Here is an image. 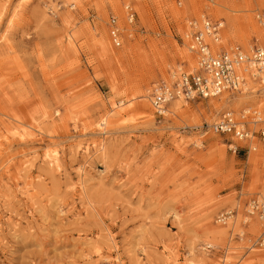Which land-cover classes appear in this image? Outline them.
Here are the masks:
<instances>
[{"label":"rangeland","instance_id":"1","mask_svg":"<svg viewBox=\"0 0 264 264\" xmlns=\"http://www.w3.org/2000/svg\"><path fill=\"white\" fill-rule=\"evenodd\" d=\"M110 1L0 0V264H104L97 249L112 264H264V250L248 249L260 223L252 232L245 222L247 202L264 193V143L234 153L230 137L200 135L227 110L264 114V96L218 112L207 107L211 98L182 101L185 113L165 117L143 96L174 70L188 71L179 55L187 47L183 32L199 30L204 18L221 24L217 50L248 51L264 41L256 20L264 0H118V10ZM127 4L132 23L124 19ZM110 15L119 21L118 48L108 39ZM249 19L259 32L247 27ZM99 30L112 53L132 52L104 54ZM106 113L113 133L93 132ZM28 125H39L44 139L23 142L4 127ZM47 142L59 152L60 171L42 161ZM98 142L103 148L94 152ZM229 211L237 217L233 229L228 219L218 222ZM207 227L225 235L205 239Z\"/></svg>","mask_w":264,"mask_h":264},{"label":"built area","instance_id":"2","mask_svg":"<svg viewBox=\"0 0 264 264\" xmlns=\"http://www.w3.org/2000/svg\"><path fill=\"white\" fill-rule=\"evenodd\" d=\"M125 20L132 23L135 11L127 4ZM259 23L264 28V16L261 15ZM107 23L108 36L113 47H120L121 32L117 28L118 20L110 15ZM202 30L208 35L207 38L200 30L190 32V50L197 58V67L194 71H182L180 68L174 70L170 82H159L151 90V106L157 117H163L165 104L175 98H183L191 101L195 99H206L228 93L234 95L241 93L246 87L248 79L264 84V41L254 45L248 52H243L239 46L227 50H216L215 45L220 42L219 22L212 23L204 18ZM193 26L192 22L190 23ZM210 42L212 45H210ZM256 95H263L260 90ZM230 137V149L236 151L246 150L247 153L256 150V143H264V114L257 108L247 107L239 112L225 111L210 125L202 131L207 133ZM234 141H245L243 146L235 145ZM246 216H254L260 223L261 233L257 237L254 246L264 247V199L263 195H255L246 205ZM230 212V213H229ZM218 217V222L226 223L233 216L229 211ZM246 222V221H245ZM262 244V245H261ZM209 247V246H207ZM210 248V247H209Z\"/></svg>","mask_w":264,"mask_h":264},{"label":"bare ground","instance_id":"3","mask_svg":"<svg viewBox=\"0 0 264 264\" xmlns=\"http://www.w3.org/2000/svg\"><path fill=\"white\" fill-rule=\"evenodd\" d=\"M220 0L216 1V4H218V6H221L223 4H221L219 2ZM110 7L113 10H118L119 9V2L118 0H112L110 1ZM211 7L214 8L215 10H218L217 6L215 5V3L211 4ZM133 11H135L133 9ZM105 10L100 13L101 16H103L105 14ZM123 14H124V19H125V15H126V10L123 9ZM184 14L183 11H175L174 15L175 17H181ZM262 15V14H261ZM115 18L118 20V17L116 15H114ZM257 22H259V19L261 18L260 15H257ZM109 18H107V22L108 23ZM202 23V22H201ZM255 22L252 19H249L247 27L254 33L259 32L258 27L254 24ZM232 24V23H231ZM195 25V24H194ZM117 28L119 29V21L117 23ZM127 30H129V27H126ZM188 27H187V31L185 29V31L183 32V39H185L184 41V46H186L187 43V47L183 48L180 52L179 55L181 58H183V61H188L190 64V68L188 69V71H194L197 67V58L196 56L194 57V53L190 50L191 47V40H190V36L189 33L190 31H188ZM199 30L201 31V33L204 35L205 38L208 37V35L206 34V32L204 30H202V24L199 28ZM100 31V30H99ZM97 35L99 37H97L96 40V45L102 50V52L106 55L109 56H113V55H117L119 58L121 57H125L128 54H130L132 52L133 47H129V48H125L122 52L116 54V53H112V49L109 47L108 41L106 40V36L101 33H97ZM4 37V36H3ZM109 42L111 43V39L108 36ZM68 40L70 42L74 41V38L72 35L68 36ZM207 40H209V38H207ZM220 43V42H219ZM210 45H212V43L210 42ZM113 47V46H112ZM114 48V47H113ZM118 48V47H116ZM231 49V48H229ZM229 49H226L227 51ZM217 50V49H216ZM221 50V49H220ZM243 52H248L245 51L243 49H241ZM179 69V68H178ZM171 73H170V80H171ZM169 80V82H170ZM164 83H166L167 81H162ZM258 90H260V93H263L262 96H264V84H258L256 81L252 80V79H248L247 83H246V87H244L243 91L241 93H238L237 96H233V97H229V94H221L220 97H214L208 100L207 102V107H209V109L211 111H215L218 112L219 110L223 109V108H231V107H236L237 105L245 102V100L251 96V94L256 93ZM151 90L147 91L143 96L147 99V101H149V103L151 102ZM219 97V98H218ZM183 102H188V100H185L181 97L179 98H175L173 100L168 101L165 106H164V111H162L163 117H165V115H167L168 113H172V114H177V115H182L183 113H185L187 110L183 109L184 104H182ZM143 106L147 107L148 104L144 103ZM111 112V111H110ZM117 114H121L119 111H116ZM112 120L109 117L108 113L104 114L96 123H95V128L92 130L93 132H96L100 135H111L114 131V128L111 125ZM6 129V132L10 135L13 136H17L20 138L21 141L23 142H27V141H31V142H40L42 141L43 138V130L39 125H28V129L27 128H21L20 126H13L11 128H7L6 126H4ZM80 134L81 136H84L86 134V131L82 130L77 132V134ZM78 134V135H79ZM205 133H201L200 135H204ZM7 137V136H6ZM95 142V141H94ZM238 144H244L245 141H237ZM76 146L78 148H80L79 146V141L76 142ZM103 148V144L101 142L95 143L94 144V152L96 151H101V149ZM81 150V154L83 155L84 159L83 162L79 163V166L77 168V174L78 177L80 179H82L83 175H84V171L86 169V165L88 164V158L90 156V149L85 146ZM35 153V151H33ZM76 153H79L78 151ZM259 154H263V158H264V149L259 153ZM259 154H257L256 156H258ZM25 154H23L24 156ZM255 155H251V157H253V159H255L256 157ZM29 159L25 158L24 160L21 161V165H25L28 162ZM42 161L45 163V165L48 168H52L55 169L56 171H60L61 169V163H60V157H59V152L56 149L51 148L50 143L47 142L45 144V150L42 153ZM255 162L257 161L256 159L254 160ZM252 162V161H251ZM252 162V163H255ZM83 184V180H81L80 186L82 187ZM256 191V188L255 190ZM259 195H263V199H264V193L263 194H259ZM236 207L239 209V205ZM232 212V211H231ZM230 213V212H229ZM246 216V215H245ZM235 219V220H234ZM233 220H231V218H228L229 220V227H231V229H233V227L237 226V217H235ZM227 221V220H226ZM246 221V220H245ZM248 223V227L252 232H256L258 230V226H259V221L256 219V217L254 216H247V221ZM220 224H222V222H220ZM226 229L225 228H221V227H214V228H204L201 230V235L202 237H204L205 239H209V240H221L223 238V236L225 235ZM261 233V231H259ZM259 233V235H260ZM111 241V248H113L114 250H117V246L115 244V242L112 241V237L110 235V232L107 231L106 233ZM258 235V236H259ZM257 236V237H258ZM257 237L253 240V242L251 244H249L248 249H255L257 246H254V243L257 242ZM264 239V238H263ZM211 243L207 242L206 246L211 247ZM262 245V244H261ZM264 245V242H263ZM261 250H264V247H260ZM97 256L98 258L102 259L104 261V264H112L111 262V256L109 254L103 253L102 251L97 249ZM116 259L118 261H120L119 257H116ZM123 264V263H120Z\"/></svg>","mask_w":264,"mask_h":264}]
</instances>
